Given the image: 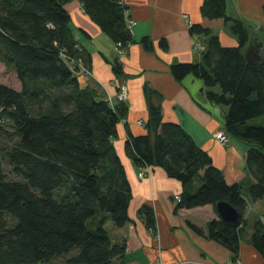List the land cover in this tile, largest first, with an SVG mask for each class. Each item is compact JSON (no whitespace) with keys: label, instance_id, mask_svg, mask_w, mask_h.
Here are the masks:
<instances>
[{"label":"trees","instance_id":"16d2710c","mask_svg":"<svg viewBox=\"0 0 264 264\" xmlns=\"http://www.w3.org/2000/svg\"><path fill=\"white\" fill-rule=\"evenodd\" d=\"M68 2L0 0V62L21 87L0 84V264H125V241L113 242L106 224L122 228L129 221L131 190L113 146L127 107L109 103L97 85L76 74L79 63L88 71L90 56L76 39ZM79 3L125 55L133 39L123 0ZM226 5V0H202L200 13L228 23L237 44L222 46L208 28L193 24L189 33L206 39L200 60L173 64L170 73L177 81L187 75L200 79L206 100L226 108L224 133L248 146L245 169L253 182L246 193L256 202L264 198V60L246 62L250 30L227 15ZM140 42L151 48L146 37ZM159 46L165 49V40ZM119 56L111 65L117 77ZM144 96L145 134L126 130L127 156L138 169L161 167L181 184L175 211L219 202L231 206L238 215L235 224L212 219L205 229L188 225L237 257L247 226L244 189L227 184L178 124L163 122L160 94L145 87ZM2 159L15 179L7 178ZM193 181L199 186L192 192ZM138 215L154 233L152 209L143 206ZM251 228L250 244L264 259V223L254 219Z\"/></svg>","mask_w":264,"mask_h":264},{"label":"crops","instance_id":"0c3cea01","mask_svg":"<svg viewBox=\"0 0 264 264\" xmlns=\"http://www.w3.org/2000/svg\"><path fill=\"white\" fill-rule=\"evenodd\" d=\"M226 1L227 15L242 21L264 42V0ZM123 3L127 7L126 25L133 42L127 53L117 60L122 68L119 77L111 69L117 57L114 43L82 12L79 0H69L65 5L76 30V39L90 56L89 74L81 76L82 81L97 85L102 98L112 104L117 102L120 86L127 92V116L117 127L113 146L123 165L132 198L127 224L113 228L109 223L107 231L111 239L116 243L125 241V264H264V259L250 244L254 219L264 223V198L251 202L246 193L253 182L245 169L248 146L230 137L226 145L216 142L213 134L224 132L226 108L206 100L200 79L187 75L177 81L170 73L173 64L200 60L201 53L194 46L197 43L204 46L206 39L191 35V25L208 28L222 46L232 47L237 41L229 31V24L222 19L203 18L200 13L202 0H123ZM130 21L133 25H129ZM143 37L149 40L150 49L141 44ZM160 40H165V49L159 46ZM145 87L161 95L163 122L178 124L209 155L212 165L222 172L227 184H239L244 189L247 226L240 233L237 257L219 243L198 235L188 225L205 229L210 220L218 219L213 206L175 211L174 196L181 193L182 186L161 167L147 168V175L138 178L142 169L127 156L125 138L126 130L133 136L145 134L144 123L148 118ZM198 186V181H193L190 190L193 192ZM143 206L154 213V233L145 227L138 215Z\"/></svg>","mask_w":264,"mask_h":264},{"label":"water","instance_id":"95a60500","mask_svg":"<svg viewBox=\"0 0 264 264\" xmlns=\"http://www.w3.org/2000/svg\"><path fill=\"white\" fill-rule=\"evenodd\" d=\"M243 57L248 63H259L264 60V42L253 31L249 32V39L243 52ZM214 208L218 219L233 224L237 222L238 215L228 204L219 202Z\"/></svg>","mask_w":264,"mask_h":264},{"label":"built area","instance_id":"2783aa9c","mask_svg":"<svg viewBox=\"0 0 264 264\" xmlns=\"http://www.w3.org/2000/svg\"><path fill=\"white\" fill-rule=\"evenodd\" d=\"M129 25H133V22H129ZM194 49L198 52V53H202V51H204V46L197 43L195 46H194ZM115 51H116V54L119 56H122V52L119 50V46H117V48H115ZM78 69L79 71L76 73L79 77H84V75H88V71L85 70L83 68V66L79 63L78 65ZM126 89L125 87H122L120 86L118 88V92H117V96H116V99H117V102H123L125 103L126 101ZM4 124V121L0 118V126ZM213 138L216 140V142H218L220 145H226L227 142H228V139H227V136L225 135L224 132L222 131H219V132H216L213 134ZM147 175V172L145 169H142L139 173H138V178L139 179H142L143 177H145ZM174 200L176 202L179 201V196L178 195H175L174 196ZM239 263V262H238Z\"/></svg>","mask_w":264,"mask_h":264},{"label":"rangeland","instance_id":"374dc122","mask_svg":"<svg viewBox=\"0 0 264 264\" xmlns=\"http://www.w3.org/2000/svg\"><path fill=\"white\" fill-rule=\"evenodd\" d=\"M0 84L11 87L15 90H20V83L16 78V75L11 70L6 69V67L0 62ZM4 171L7 174L8 179H15L16 177L10 174L7 163L2 159ZM264 219V218H263ZM110 224L106 225V230L109 229ZM243 231V230H242Z\"/></svg>","mask_w":264,"mask_h":264}]
</instances>
